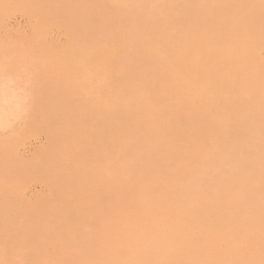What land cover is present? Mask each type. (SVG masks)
I'll list each match as a JSON object with an SVG mask.
<instances>
[{
  "label": "rangeland",
  "instance_id": "374dc122",
  "mask_svg": "<svg viewBox=\"0 0 264 264\" xmlns=\"http://www.w3.org/2000/svg\"><path fill=\"white\" fill-rule=\"evenodd\" d=\"M49 1L50 0H44V1L43 0H0V72L2 71L1 72L2 74L0 73V81L2 82V83L0 82L1 83L0 84L1 86L0 87V92H1L0 98L2 99V100L0 99V108H1L0 111L2 109H5L8 112L6 121L4 120V122L3 121L0 122L1 124L3 123L2 126L0 124V264H39V263L42 264L41 262H43V264H217L218 261H219L218 262L219 264H222V263L223 264H264V251L263 250L257 251V249L255 248L254 252L250 253V247L248 244H241L238 247V249L235 248L234 250L231 247L230 249H232L233 252L225 253L227 249L225 235L221 237V241H222L220 242V245H222L220 246L221 253H219V251L218 253H210L212 251L213 246L208 248L203 242L204 240H207L208 238H210L215 232L214 229L208 230L209 227H207L208 225H206L207 224L206 221H208L209 218H212V217L213 219L220 218L219 220H221V218L225 214L224 215L222 214L220 217L219 216L217 217L215 215L227 212L230 209L233 210L235 208H236L235 211L234 210L233 211L234 212L238 211L239 214L242 212L243 213L242 218H245L244 212L249 213V211L252 209L251 208L252 204L246 203V197H245L247 195L246 193L253 191V192H250L251 194L249 195H252V197L254 196L255 199L258 198V201H257L258 205L259 207H261L260 208L261 211L264 210V198L263 199L261 198V197H264V190H263L264 186L262 187V185L264 184V180H263L264 177H262L264 176V171H263L264 166L260 167V169L258 170H255V171L253 170V172L250 171L253 168L256 169V167L258 166V164L255 162H258L260 158H264L263 157L264 156V145H263L264 138H261L262 136L264 137V135H261L262 132H263L262 134H264V131H263L264 125L261 126V124H264V119H262L264 118L263 117L264 108L262 109V107L260 106H258V108L261 110H259L258 108H255L256 110H254V114L251 117L248 116L245 123L243 124V127H242L243 130L241 129L242 132L238 134L239 137L237 136L238 138L236 137L231 143H229L231 145L227 144V142L223 141V139H217L218 143L216 145L214 144L213 145L216 147L218 146V148L221 149L219 150V153H217L218 151L216 149H214L215 152L212 153L213 151L210 145L205 144V147L207 148L206 151H207L208 156L211 155L212 157L213 155V158H212L213 161L211 160V157L208 160L203 157L204 156L203 148L201 151L197 150V148H195L194 143H190L191 145L185 148L183 143L181 141H178V142H174L175 144L174 145V156H176V154L178 155L179 153H183L185 154V162L186 161L187 162L186 163L184 161L183 162H172V161L169 162L168 160L164 162H159V160H161L160 157L164 155L160 153L161 147L159 148V143L162 142V141L161 142L159 141L161 140L162 137L155 136L153 138L152 137L154 136L153 134L152 136L151 134L149 136H144L143 134H141L136 128H134L137 123V117L133 114L130 115L128 119L127 118L123 119L126 122L122 120L123 121L122 123L123 131H121V134L123 135L122 139H121L122 135L120 134V136L115 140V142L110 144L111 146L110 145L109 147L106 146L107 147L106 151L104 150L105 146L102 144V141L104 140V137H105V134L103 133L105 132L103 131L105 130L104 129L105 127L103 125L106 123L104 122L103 119H106V121H108L112 117L110 112L114 111L117 108V106L115 107V103L118 104L119 100L121 101V99L123 98L122 94H124L125 92H128L127 95H130V97H132L134 96V94L132 93H136L139 91L142 85V82L144 81V77H139V79H142V80H138L137 83H135L137 79H132V81H130L129 83L130 85L128 84V80L125 79L121 81L120 79H116L115 75H110V76L107 75L106 76L107 79L103 78L104 79L103 80L102 78L99 77L97 67L102 65L106 61L107 55L102 48H96L94 49V51H91L89 54L88 45L91 47L94 41L95 43L93 45H96L98 42L105 40V38L107 39L109 35L112 37H117L121 39L122 37L123 38L125 37V40H126L125 42L126 43L128 42L127 44L131 45L133 50L137 46V44H138V47L135 48V50H137L140 47H143L144 44L146 45L147 44L146 42L148 43L152 42L151 44L159 42L162 40L163 35L158 34L159 32L155 30V27H154L155 21L161 20L163 18L164 12H168L169 14L171 13L170 15L172 17L181 16L185 10L183 7L184 6L183 0H171V1L170 0H140V1L139 0L137 1L136 0H109V2L107 0H52L50 1V4H49ZM138 1L140 3L139 5H137ZM237 1L238 2L234 0L228 3L226 0H213L214 9L216 8L222 9V7L226 8L228 16L229 15H230L229 17L232 16L234 20L240 17V15H241L240 20L242 21L244 20L248 21V20L253 19L256 25L259 27V29L261 31H264V1L258 0L259 2H257L255 0L253 1L247 0L249 1L247 2L245 0L246 2H244V0L243 1L241 0L243 3H241L240 0H237ZM44 2H46L47 4ZM52 2L56 5L52 4ZM149 3L150 4L152 3V4L150 5ZM155 3L157 4V6ZM238 3H240L241 5L239 4L240 6L239 5L237 6ZM259 3L261 4V6L263 5L262 6L263 8L260 6ZM152 5L156 9H153ZM243 5L246 6L247 9H244V10L241 9V8H245ZM99 6L101 8V14H102V17H101L102 19L101 18L100 19L102 20V24L103 25L105 24L104 27L105 26L106 27L102 30V32L97 31V33L95 34L94 32H92L93 29L89 31V29L87 30V28L82 26L81 23H82V20L87 15H89L92 9H94L95 7H99ZM148 6H151V7L148 8ZM160 6L161 7L163 6L162 8L164 9H162ZM231 6H233V8ZM54 7H57V9ZM102 7L104 9H102ZM255 7L256 9L257 7L260 8L259 9L260 11L258 9L257 10L254 9ZM137 8H138V11H137ZM171 8H174V9H172L171 11L170 10ZM238 9L241 11V13ZM248 9L254 10V11H248ZM63 10L65 11V13ZM256 11L259 15L257 13H254ZM51 12H54V13H51ZM235 12H237L239 16L236 14H232ZM103 13H105L104 15L106 17H104ZM49 14L50 15L53 14L54 17L52 19L53 20L57 19L56 22L54 21L52 22L51 17L49 18L50 16ZM58 14L60 16H57ZM151 14L152 16H154L155 19L156 18L157 19L155 20L153 17L151 18ZM249 14H251L250 15L251 17L248 16ZM158 16L160 17V19L158 18ZM57 17H61L59 18L60 21ZM138 19H140V21ZM143 20L145 22H143ZM238 20L239 18L237 19V21L235 20L236 23L234 25L238 24L237 23ZM138 21L141 23V25H139L140 23ZM146 22H148L149 24ZM60 23L62 24V26L60 25ZM68 24L70 25V27L68 26ZM142 24L143 25L145 24L147 28L145 27V25L143 26ZM68 27L70 28V32L68 30ZM74 27L77 29L75 30ZM62 28H64L65 30L67 29L68 31L67 32L68 34H66L67 37H65V34L62 32L63 30ZM72 28L74 29V31ZM80 28L82 31L80 30ZM71 31H72V34L70 35ZM83 31L86 33H84ZM75 32L81 33L82 35L79 34L77 36ZM151 32L154 36H152ZM89 33L91 35L88 39L87 35H89ZM156 33H157V37L155 36ZM145 34L148 36H146ZM69 35H70V38H69ZM85 36L87 39H85ZM101 36H104L105 38ZM154 38L156 39L158 38V41ZM136 39H138V41ZM143 39L144 40L146 39L145 42ZM72 40H75L76 43L73 42ZM85 40H87L88 43ZM83 43H85L87 46L82 45ZM79 44L83 47L82 49L81 47H79L80 46ZM70 45L72 46V48L70 47ZM69 47L71 48V50ZM69 51L72 52L73 54L70 53ZM245 74L247 78L245 77L246 80L244 82V85H242V88H244V90L247 88L246 91H251L253 90V88L255 89L261 88L262 86L260 85L262 84L264 86L263 74L257 75V76L252 75L254 77L251 76L249 71H245ZM254 78L256 79L254 80ZM117 80L118 82H116ZM29 82H31V84ZM107 82L109 83V85ZM15 83L17 85H15ZM110 83L113 85H111ZM124 84H127L128 86ZM138 84L139 85L141 84L139 88H138ZM22 85L24 86V88H22L23 87ZM104 85H107V86H104ZM121 85L125 87L126 89L125 88L123 89V87H120ZM248 85H250L249 86L250 88L247 87ZM252 85H254L253 88H252ZM50 88L52 89L51 91L54 90L52 93H49L48 91V89L50 90ZM128 88H129V91H128ZM1 89H3L4 92ZM132 89H135L137 91L132 90ZM45 90L47 91L46 93H45ZM37 91L40 93L42 92V93L40 94ZM5 92L7 94L9 93V95L14 96L18 100L13 98L11 102H8V103L4 102L3 95ZM102 92L106 95H104ZM116 92L118 93L116 94ZM18 93L20 96L18 95ZM97 95L99 97H96ZM19 97L22 99H19ZM29 99H31L30 101L32 103L29 101ZM113 99L116 101L114 102ZM18 101L20 104L17 103ZM3 102L5 105L1 104ZM30 103L33 104V106ZM23 104L25 107L22 106ZM194 104H195L194 102H191L189 104L185 103V107L189 105L187 107L189 109L192 106H194V108H197V105H194ZM101 106H104V107L101 108ZM152 106H157V105H152ZM94 107L95 108L97 107V108L95 109ZM107 107L108 108L111 107V108L108 109ZM150 107L151 105H149L147 109H149ZM98 108L100 110L103 109L102 110L103 112L104 110L105 112L108 111L106 112L107 115L105 112L104 113L100 112ZM112 108L114 110H112ZM203 108L204 110H208L207 111V122L211 126L217 128L218 131L220 132V135L225 134L226 124L217 117L214 111L209 110L207 105ZM211 109L215 110V108H211ZM30 110L32 111L30 112ZM96 110L99 112H97ZM109 110H112V111H109ZM70 111H72L73 113ZM262 111H263V116H261ZM70 113H72V115H70ZM109 113L110 115H108ZM144 114H142L139 117L140 123L146 120V117H142L144 116ZM66 115H68L67 118H66ZM15 119L17 120L15 121ZM74 119L77 121L73 124V122L75 121ZM252 119H254L255 122ZM47 120L48 122L50 121L48 125H47ZM81 120H83L82 123L80 122ZM159 122L161 125L163 124L160 117H159ZM258 122L260 123L258 124ZM4 123H7V124L4 125ZM96 123L99 127L97 125L96 126L94 125ZM57 124L60 126L62 125L61 126L62 130L60 129V126H58ZM83 124L86 127L82 126ZM91 124L94 126H92ZM253 124L255 126V129H253L254 127ZM6 125H7V128H6ZM87 125L88 126L91 125V126L87 127ZM129 125L131 126V128H129L130 127ZM70 126L71 127L73 126V127L71 128ZM123 126L127 130L123 129L124 128ZM94 127L95 128L98 127L99 129L97 128L93 130ZM251 127L253 130L251 129ZM87 128H90V129H87ZM132 128H134L135 130ZM260 128L262 129L260 130ZM158 129L159 127L156 126L155 130L154 129L153 130L154 132H157L159 131ZM82 130L83 132L80 133ZM86 130H88L89 132ZM257 130L260 132L262 131V132L260 133ZM62 131L63 132L66 131V133H64L66 135H64ZM94 133H97V134H94ZM125 134H127V136L130 134V137L129 136L127 137ZM92 135L95 139H92L93 138ZM64 136L66 138H64ZM252 136H254V138H252ZM156 137H158L159 139L157 140ZM61 138H64L65 140ZM76 138L78 139V141ZM255 138H256V142H255ZM67 139L68 141H70V143L67 141ZM72 139L74 141H72ZM57 140L58 142L61 140L59 142V145H58ZM120 140L122 143L120 142ZM156 140H157V143H155ZM237 140H239L240 142H238ZM65 141L67 142V144ZM51 142H53L54 144H51ZM243 143L246 146H244ZM253 143L254 145H258L256 146L257 148L253 145ZM226 144L232 147L231 148L232 151L230 150V147L228 146L226 149L227 152L225 151ZM233 144L235 145L233 146ZM69 145H70L69 148L72 147L73 149L72 148L71 149L74 151H72L71 149H68ZM100 145H101V148L99 147ZM56 146H60V147H57L58 149H56ZM66 146L67 148H65ZM176 147H179V149L178 148L176 149ZM115 148L119 150L116 151ZM239 148H242V149H239ZM60 149L61 150L63 149L64 151L63 150L61 151ZM66 149H68L67 153H66ZM102 150L105 154L102 152ZM180 150H182V152ZM233 150H239V156H241V159H240L241 161L239 160L238 165L236 164L238 168L236 169V166L234 165H227L225 167V170L227 173L225 174H228V175H222L221 173H219L220 166L221 164H224L225 162L224 159L226 160L229 157H231ZM249 150H251V152ZM254 150L256 151L258 150L257 151L258 153L255 152ZM261 150L263 151L261 152ZM76 151L77 153H75ZM110 151H113L114 154L115 153L117 154L114 155ZM13 152L14 154H11ZM54 152H56V154L54 155H57L58 157L53 155ZM193 152H195V154L197 153L199 156L196 154L197 156L196 157L195 155H193L194 154ZM199 152L200 153L202 152V153L199 154ZM247 152H249L250 154L249 153L247 154ZM62 154L63 155L65 154V155L63 156ZM215 154H218V155L220 154L219 156H221L222 158L221 160L223 161L214 160ZM243 154L245 157L243 156L242 158ZM252 154H253V157L251 156ZM11 155L13 157H11ZM256 155L258 157L257 160L255 159ZM249 156H251L252 158ZM41 157L42 158L44 157L45 159L41 160ZM78 157L80 158V160ZM193 157L195 159H193ZM199 157L202 159L201 161ZM246 158H248L249 160H247ZM242 159L243 161L244 160L245 161L242 162ZM253 159H255V161ZM183 160H184V156H183ZM197 161H199V163ZM248 161H252V162L249 163ZM261 161L262 160H260V162ZM38 162H39L40 167L37 166ZM47 162L51 165H49ZM248 163L251 166H249ZM46 164L49 167L46 168L47 166ZM26 165H27V169H26ZM21 166L22 168L23 167L24 168L21 169ZM53 166L56 167V169L54 168L52 169ZM243 166H245L244 167L245 169L243 168ZM248 166L252 168L250 169ZM19 169H20V172H19ZM238 169H241V171ZM246 169H248L249 172ZM43 170L44 172H42ZM45 170L47 172H45ZM230 170L231 171L233 170V171L231 172ZM39 171H41V173ZM259 171L261 174L258 173ZM240 172L242 175H240ZM242 172L244 173L246 172L244 177H243L244 173ZM251 172L255 175V177L254 175L251 174ZM236 173H238V175ZM42 174L46 175V177L43 176ZM230 175H232V177ZM233 175L235 176V178H233L234 177ZM259 176L260 178L262 177L261 178L262 180L259 178ZM97 177L99 179L95 180V178ZM103 178L105 182L108 180L110 181L105 183L104 181H101L103 180ZM111 178L113 179V181H111ZM241 178L243 179V181L241 180ZM33 179H37L38 181L33 180ZM202 179H204L203 182L201 181ZM230 179L232 182L230 181ZM118 180L120 181L116 182ZM43 181L45 182V185L47 186H44ZM100 181H101V186L99 185ZM144 181H145V184H143ZM200 181L201 183H199ZM237 181H239L240 183L239 182L237 183ZM39 182H41L42 184ZM61 182H63V184ZM113 182L119 187L112 184ZM192 182L193 183L195 182L196 184H193ZM64 183L68 185V187L65 186ZM93 183H94V187L91 188V186H93ZM220 183L221 184L224 183V184H222L221 186ZM234 183L235 185H237V187L234 185ZM200 184L201 185L203 184L204 187L201 186ZM206 184L208 185V187H206L207 186ZM229 184L231 186H229ZM232 184L234 187L232 186ZM239 184L243 186L241 187V189H240ZM246 184L247 185L249 184V185L246 186ZM62 185H64V188ZM95 185L97 186L99 185L98 186L99 188L96 187ZM54 186H56L58 189H56V187ZM74 186H76V188ZM213 186L216 187V189L213 188L216 192L212 189ZM80 187L84 189L81 188L82 189L81 190ZM100 187L101 188L104 187L105 189V190L104 189L101 190V193H100V189H101ZM111 187L112 189L115 187L114 189L115 190L117 189V190L115 191L113 189L112 191ZM200 187L202 190L200 189ZM224 188L228 190L227 191L225 190L224 192ZM243 188L244 189L246 188L248 191H246V189L244 190ZM108 189H110V192ZM44 190L47 191L48 194H46ZM57 190L58 192H60V190L62 191L60 193L57 192L56 194ZM63 190L66 192L69 191V193L65 194ZM71 190H74V191H71ZM87 190H90V191H87ZM96 190L98 193H96ZM191 190H193L194 192ZM234 190H237V191L234 192ZM239 190L240 192H238ZM50 191L51 193H49ZM103 191H106L107 193L109 192V194L107 195V198L104 197ZM213 191L214 193H212ZM218 191L219 192L221 191V192L219 193ZM222 192L223 194L225 193L224 196L222 195ZM233 192L236 194H234ZM120 193H121V196L119 195ZM194 193L195 195L192 196V194ZM52 194H54V196H56L57 198L54 197ZM110 194L112 197L109 196ZM116 194H118L119 196ZM79 195L81 197H79ZM84 195L86 197H84ZM43 196L44 197L49 196L48 199H53V201L48 200L47 198H44ZM197 196L202 197V198H199V197L197 198ZM90 197H93V198L90 199ZM212 197L214 198L217 197L218 199L217 198L214 199ZM220 197H222V200ZM242 197L245 198V201ZM72 198L75 199V201H73ZM43 199L45 201H43ZM88 200L89 202L91 201V203H89ZM227 200H232V201H227ZM35 201L38 206H35ZM48 201H49V205L47 204ZM98 201H99V205H98ZM219 201L221 202L219 203ZM70 202L73 204H71ZM200 202L203 203V207H201L202 205ZM236 203L238 204L236 205ZM66 204L67 206L70 205V207H67ZM78 204L80 207H78ZM198 204L199 206L201 205L200 206L201 208L198 206ZM244 204L245 206H243ZM235 205L236 207L234 208ZM238 205L242 207L241 208L243 209L242 211L237 210ZM93 206H95V208ZM196 206L199 209L196 208ZM5 207H6V211L4 209ZM77 207H78V210H76ZM86 207L88 208L86 209ZM92 207H93V210L91 209ZM244 207L246 211L244 210ZM64 208L66 210L68 208L69 209L71 208L73 210L75 209L74 211L76 212L72 213L73 215L70 214L71 216L70 215L68 216L66 215L67 217L65 215L61 216L64 213V211H66ZM9 209H10V212H9ZM197 210H199V212ZM79 211H81L82 215L84 216H82L81 213H79ZM219 211L221 213H219ZM201 212L202 214H200ZM238 212H236L235 214L236 216ZM78 213L80 215H78ZM86 213L87 214L89 213V214L87 215ZM90 213L92 214L91 216H90ZM262 213L264 214V211ZM7 214H9V216ZM114 215H115V218H114ZM78 216L80 217L82 216L81 218L82 220ZM59 217L60 219L64 217L66 219L64 218V221H63V219L60 220ZM67 219H70V220H68L67 222ZM75 219L78 222L79 220L81 221V223L79 222V224H81L80 226L79 224H77L78 222H76ZM85 219H87L89 223ZM184 219L187 220L189 224H187V222L184 221ZM260 219L257 221L258 222L263 221L262 218ZM8 220L10 223L8 222ZM12 220L14 221L12 222ZM59 221H62V223ZM5 222L8 224H6ZM72 223H75L76 225H72L71 227ZM182 223H184V225ZM179 226H182V227L180 228ZM67 227L69 228L66 229ZM79 227H82L80 229H87L89 231L93 229L94 232L92 235H89L90 237H86L85 234L81 231V233H83L82 235L76 234V236H78V239L76 240L77 242L70 241L68 238L69 233L71 234V232H75L76 228H79ZM260 228H261L260 226L256 225V227L254 226L253 231L256 234H258V230H260ZM29 229H30V232H29ZM69 229H73V230L70 231ZM31 230L32 231L35 230L34 232L38 230V233L36 232L32 234ZM67 230H69L70 232ZM179 230L182 233H180ZM23 231L27 233V236ZM44 231L47 233H45ZM28 233H30V236ZM21 234L24 235V241H26V244H29V242L32 243L33 238L43 237L40 240L44 239L45 241H49L50 246L47 248V250L46 249L41 250L42 255L41 253H35L36 254L35 259L33 260L25 259L22 256V254L26 253L27 251H22L23 250L22 248L24 245H19L21 244L20 242L23 241V237ZM38 234H40L41 236ZM20 235L22 239L20 238ZM31 235L33 236V238ZM173 235H174V239L172 238ZM182 235H184L183 239L187 238V236L189 237L188 239H185V240H190L191 238L190 240L191 242L195 241L198 238L197 240H198L199 247L192 248V250L189 253L186 251L181 252L180 238L182 237ZM242 235H245V234H242ZM247 236L250 237L249 235ZM28 238L30 241L28 240ZM172 251L177 252V253H171ZM178 252H181V253H178ZM37 254L39 255L38 257H37ZM214 256H216L217 258ZM218 257L220 259H218Z\"/></svg>",
  "mask_w": 264,
  "mask_h": 264
},
{
  "label": "bare ground",
  "instance_id": "6f19581e",
  "mask_svg": "<svg viewBox=\"0 0 264 264\" xmlns=\"http://www.w3.org/2000/svg\"><path fill=\"white\" fill-rule=\"evenodd\" d=\"M44 1V0H43ZM50 1H52V0H50ZM50 1H49V4H50ZM108 2H109V0H107ZM137 1V0H136ZM140 1V0H139ZM139 1H138V4L137 5H139L140 3H139ZM171 1V0H170ZM228 3H230L231 1H234V0H226ZM243 1V0H242ZM241 0H240V2L241 3H243ZM247 1V0H246ZM245 0H244V2H246ZM250 1H253V0H250ZM255 1H257V2H259L258 0H255ZM264 1V0H263ZM57 2V1H56ZM55 2V3H56ZM151 2V1H150ZM236 2H238L237 0H236ZM247 2H249V1H247ZM44 3H46V2H44ZM58 3H59V1H58ZM169 3V2H168ZM214 2H213V0H183V7H184V12L182 13V15L181 16H178V17H172L168 12H164L163 13V18L161 19V20H156L155 18H154V16H152V14H151V18L153 17L156 21H155V24H154V27H155V30L156 31H158L157 33L158 34H162L163 36H162V40L161 41H159V42H156V40L158 41V38L156 39V38H154V39H156L155 40V42L156 43H154V44H151V43H148V42H146L147 44L145 45L144 43V45L143 44H141V45H143V47H140V48H138L137 50H135V48H137L138 47V44H137V46L134 48V50H133V48L131 47V45H128L125 41V37L123 38L122 37V39L121 38H117V37H112V36H108V38L106 39L104 36H101V37H103V38H105V40H103V41H101V42H98L96 45H93L94 43H95V41L92 43V46L90 47L89 45H88V49H89V54H90V52L91 51H94V49H96V48H102L104 51H105V53H106V55H107V59H106V61L102 64V65H100V66H98L97 67V70H98V73H99V77L100 78H106V76L107 75H115V77H116V79H120L121 81L122 80H128V84L130 83V81H132V79H137L136 80V82L135 83H137V81L138 80H142V79H139V77H144V81L142 82V85H141V87H140V89H139V91L138 92H136V93H132V94H134V96H132V97H130V95H127L128 94V92H125L124 94H122L123 95V98L121 99L120 97V99H121V101L119 100V103L118 104H116L115 103V107L117 106V108L114 110L113 108H112V110H114V111H112V110H109V111H112V112H110L111 113V115H112V117L108 120V121H106V119H103L104 120V122H106L103 126L105 127L104 129L105 130H103V131H105V132H103L104 134H105V137H104V140L102 141V144L105 146V151H106V146H108L109 147V145L111 144V143H114L115 142V140L120 136V134H121V131H123L122 130V123H123V121H125V120H123V119H128V117L130 116V115H135L136 117H137V123H136V125H135V127L134 128H136L141 134H143L144 136H149L150 134H151V136H152V134L154 135V136H152L153 138L155 137V136H159V137H162L161 138V140L159 141V142H161V143H159V148L161 147V149H160V153H162V154H164L163 156H161L160 158H161V160H159V162H164V161H166V160H168L169 162H185V154H183V153H179L178 155L176 154V156H174V142H178V141H181L182 143H183V145L185 146V148L186 147H188L189 145H191L190 143H194V145H195V148H197V150H202V148L204 149L203 151H204V158H206L207 160L208 159H210V157H211V155L210 156H208V154H207V151H206V147H205V144L206 145H210V147H211V149H212V153H214L215 151H214V149H216L218 152L217 153H219V150H221V149H219L218 148V146L216 147V146H214V145H216L217 143H218V140L217 139H223V141H225V142H227V144H229V143H231L237 136H238V134L240 133V132H242L241 131V129H242V127H243V124L245 123V121H246V119L248 118V116H252L253 114H254V110H256L255 108H258V106H260V107H262V109L264 108V86H263V84L262 85H260V86H262L261 88H253V86L254 85H252V88H253V90H251V91H246V89L244 90V88H242V85H244V82H245V80H246V74H247V72H246V74H245V71H249L250 72V74H251V76L252 75H254V76H257V75H261V74H263V76H264V31H261L260 29H259V27L256 25V23L254 22V20L253 19H251V20H248V21H246V20H244V21H242V20H240V18H241V15H240V17H238L239 18V20H238V24H236V25H234L235 23H236V21H237V19H233V17L231 16V17H229L228 16V14H227V9L226 8H224V7H222V9L221 8H216V9H214V4H213ZM233 3V2H232ZM252 3V2H251ZM254 3V2H253ZM47 4V3H46ZM52 4H54L53 2H52ZM150 4V3H149ZM152 4V3H151ZM150 4V5H151ZM154 4V3H153ZM156 4V3H155ZM165 4V3H164ZM240 3H238L237 4V6L239 5ZM256 4V3H255ZM260 4V3H259ZM54 5H56V4H54ZM132 5V4H131ZM163 5V4H162ZM167 5V4H166ZM235 5V4H234ZM241 5V4H240ZM239 5V6H240ZM245 5V4H244ZM243 5V6H244ZM248 5V4H247ZM136 6V5H135ZM153 6V5H152ZM156 6H157V4H156ZM236 6V5H235ZM236 6V7H237ZM242 6V7H243ZM251 6H252V4H251ZM260 6H261V4H260ZM263 6V5H262ZM261 6V7H262ZM49 7H50V5H49ZM48 7V8H49ZM133 7V6H132ZM138 7V6H137ZM149 7H151V6H148V8ZM161 7V6H160ZM163 7V6H162ZM161 7V8H162ZM232 8H233V6H231ZM245 8H241V9H247L246 8V6H244ZM248 7V6H247ZM249 7H250V5H249ZM254 7V6H253ZM252 7V8H253ZM259 7V6H258ZM257 7V9L259 10L260 8H258ZM52 8V7H51ZM54 8H56L57 9V7H54ZM166 8V7H165ZM263 8V7H262ZM61 9V8H60ZM102 9H104L103 7H102ZM153 9H156V8H154V6H153ZM158 9V8H157ZM162 9H164V8H162ZM172 9H174V8H171L170 10L172 11ZM213 9V10H212ZM254 9H256V7L254 8ZM256 9V10H257ZM41 10V9H40ZM127 10V9H126ZM136 10V9H135ZM134 10V11H135ZM170 10H168V11H170ZM217 12V14H216V12ZM239 10V9H238ZM42 11V10H41ZM59 11V10H58ZM58 11H57V13H58ZM64 11V10H63ZM63 11H61V12H63ZM132 11V10H131ZM137 11H138V8H137ZM152 11V10H151ZM163 11V10H162ZM166 11V10H165ZM240 11V10H239ZM238 11V12H239ZM248 11H254V10H249L248 9ZM247 11V12H248ZM260 11V10H259ZM43 12V11H42ZM244 12V11H243ZM242 12V13H243ZM246 12V13H247ZM41 13V12H40ZM44 13V12H43ZM51 13H54V12H51ZM64 13H65V11H64ZM126 13H127V11H126ZM129 13H130V11H129ZM139 13V12H138ZM240 13H241V11H240ZM245 13V14H246ZM254 13H257V11L256 12H254ZM47 14V13H46ZM61 14V13H60ZM105 13H103V15H104ZM131 14H133V13H131ZM137 14V13H136ZM135 14V15H136ZM158 14V13H157ZM232 14H236V15H238L237 14V12H235V13H232ZM258 14V13H257ZM43 15V14H42ZM50 15V14H49ZM63 15V14H62ZM61 15V16H62ZM173 15V14H172ZM247 15V14H246ZM251 14H249L248 16L249 17H251L250 16ZM253 15V14H252ZM255 15V14H254ZM259 15V14H258ZM261 15V14H260ZM57 16H60L59 14L57 15ZM64 16V15H63ZM134 16V15H133ZM141 16V15H140ZM156 16V15H155ZM160 16V15H159ZM158 16V18L160 19V17ZM235 16V15H234ZM239 16V15H238ZM51 17V19L54 17L53 16V14H51L50 16H49V18ZM102 14H101V8H100V6L99 7H95L94 9H92L91 10V12L89 13V15H87L83 20H82V23H81V25L82 26H84V27H86L87 28V30L89 29V31L91 30V29H93L92 30V32H94L95 34L97 33V31H101L102 32V30L106 27H104V25L102 24ZM104 17H106L105 15H104ZM135 17V16H134ZM146 17V16H145ZM236 17V16H235ZM234 17V18H235ZM258 17V16H257ZM43 18V17H42ZM48 18V19H49ZM58 19L59 18H61V17H57ZM101 18V19H100ZM138 18H140V17H138ZM150 18V19H151ZM246 18V17H245ZM244 18V19H245ZM261 18H262V16H261ZM47 19V18H46ZM65 19V18H64ZM141 19H142V17H141ZM153 19V20H154ZM243 19V18H242ZM57 20V19H56ZM56 20H53L52 19V22L54 21V22H56ZM139 21H140V19H138ZM146 20V19H145ZM59 21H60V19H59ZM64 21V20H63ZM104 21V20H103ZM138 21V22H139ZM241 21H242V23H241ZM61 22H62V20H61ZM108 22V21H107ZM143 22H145L144 20H143ZM142 22V23H143ZM65 23V22H64ZM140 23V22H139ZM146 23H148V22H146ZM153 23V22H152ZM57 24V23H56ZM56 24H54V25H56ZM59 24V23H58ZM66 24V23H65ZM149 24V23H148ZM151 24V23H150ZM60 25L62 26V24L60 23ZM60 25H58V26H60ZM139 25H141V23L139 24ZM143 25V24H142ZM145 25V24H144ZM143 25V26H144ZM57 26V27H58ZM65 26V25H64ZM68 26L70 27V25L68 24ZM147 26H149V25H147ZM68 27V30H69V32H70V28ZM145 27H146V25H145ZM144 27V28H145ZM152 27H153V25H152ZM66 28V27H65ZM75 28V27H74ZM140 28H142V27H140ZM143 28V29H144ZM147 28V27H146ZM63 30H62V32L65 34V37H67V35L66 34H68L67 32V29L65 30L64 28H62ZM73 29V28H72ZM77 28H75V30H76ZM83 29V28H82ZM142 29V30H143ZM151 29V28H150ZM153 29V28H152ZM80 30H81V28H80ZM87 30H85V31H87ZM145 30V29H144ZM147 30V29H146ZM155 30H154V32H155ZM73 31H74V29H73ZM82 31V30H81ZM152 31V30H151ZM84 32V31H83ZM82 32V33H83ZM146 32H148V31H146ZM145 32V33H146ZM76 33V32H75ZM84 33H86V32H84ZM88 33V32H87ZM93 33V34H94ZM99 33V32H98ZM157 33H156V37H157ZM72 34V31H71V33H70V35ZM77 34V36L79 35V34H81V33H76ZM92 34V35H93ZM100 34H102V33H100ZM103 34H104V32H103ZM107 34V33H106ZM105 34V35H106ZM151 34H152V32H151ZM70 35H69V38H70ZM82 35V34H81ZM85 35V34H84ZM90 33H89V35H87V37H88V39H89V37H90ZM146 35V34H145ZM144 35V36H145ZM150 35V34H149ZM98 36H99V34H98ZM97 36V37H98ZM146 36H148V35H146ZM152 36H154L153 34H152ZM160 36V35H159ZM72 37H74V36H72ZM93 37V36H92ZM74 38H76V37H74ZM79 38V37H78ZM96 38V37H95ZM133 38V37H132ZM141 38H143V37H141ZM141 38H139V39H141ZM71 39H73V38H71ZM85 39H87L86 38V36H85ZM93 39V38H92ZM91 39V40H92ZM98 39V38H97ZM126 39H127V37H126ZM149 39V38H148ZM152 39V38H151ZM82 40V39H81ZM81 40H79V41H81ZM137 41H138V39H136ZM144 40V39H143ZM146 40V39H145ZM145 40H144V42H145ZM73 42H75V40H72ZM77 41H78V39H77ZM84 41V40H83ZM85 41H87V40H85ZM97 41V40H96ZM136 41V42H137ZM149 41V40H148ZM72 42V43H73ZM92 42V41H91ZM91 42H89V43H91ZM130 42H132V41H130ZM136 42H135V44H136ZM154 42V41H153ZM70 43V42H69ZM76 43V42H75ZM87 43H88V41H87ZM139 43V42H138ZM141 43V42H140ZM78 44V43H77ZM134 44V45H135ZM67 45H68V43H67ZM72 45V44H71ZM70 45V47L72 48V46ZM80 45V44H79ZM78 45V46H79ZM82 45H86L85 43H83ZM133 45V44H132ZM76 46V45H75ZM77 46V47H78ZM87 46V45H86ZM140 46V45H139ZM39 47V46H38ZM67 47V46H66ZM69 47V48H70ZM79 47H81V49L83 48L81 45L79 46ZM71 48H70V50H71ZM86 48V47H85ZM143 48V49H142ZM41 49V48H40ZM80 49V50H81ZM73 50V49H72ZM78 50V49H77ZM85 50V49H84ZM142 50H143V52H142ZM70 52V51H69ZM88 52V51H87ZM70 53H72V52H70ZM80 53V52H79ZM85 53V52H84ZM73 54V53H72ZM76 54V53H75ZM66 55V54H65ZM71 55V54H70ZM81 55H82V53H81ZM84 55V54H83ZM86 56V55H85ZM67 57V56H66ZM84 57V56H83ZM87 57V56H86ZM68 60V59H67ZM70 60V59H69ZM69 63H70V61H69ZM78 63V62H77ZM76 64V63H75ZM73 65V64H72ZM80 68V67H79ZM82 69V68H81ZM75 70V69H74ZM2 72V71H1ZM0 72V73H1ZM6 73V72H5ZM10 73V72H9ZM2 74V73H1ZM10 75V74H9ZM7 76V75H6ZM12 76V75H11ZM254 76H252V77H254ZM10 77V76H9ZM114 77V76H113ZM246 77V78H245ZM5 78V77H4ZM245 78V79H244ZM257 78V77H256ZM256 78H254V80L256 79ZM10 79V78H9ZM12 79H14V78H12ZM103 79V80H104ZM107 79V78H106ZM110 79V78H109ZM114 79V78H113ZM253 79V78H252ZM258 79V78H257ZM2 80H4V79H2ZM248 80V79H247ZM259 80V79H258ZM11 81H13V80H11ZM15 81V80H14ZM107 81V80H106ZM105 81V82H106ZM134 81V80H133ZM249 81V80H248ZM248 81H246V82H248ZM252 81V80H251ZM257 81V80H256ZM1 82V81H0ZM112 82V81H111ZM116 82H118V80L116 81ZM2 83V82H1ZM0 83V84H1ZM5 83V82H4ZM30 84H31V82H29ZM108 83V82H107ZM113 83V82H112ZM124 83V82H123ZM132 83V82H131ZM140 83V82H139ZM261 83V82H260ZM40 84V83H39ZM98 84H100V83H98ZM111 84V83H110ZM119 84H121V83H119ZM133 84V83H132ZM250 84V83H249ZM253 84V83H252ZM258 84V83H257ZM256 84V85H257ZM14 85V84H13ZM15 85H17L16 83H15ZM34 85V84H33ZM49 85V84H48ZM103 85V84H102ZM108 85H109V83H108ZM111 85H113V84H111ZM116 85V84H115ZM124 85H127V84H124ZM130 85V84H129ZM134 85V84H133ZM139 84H138V88H139V86H140ZM247 85V84H246ZM8 86V85H7ZM23 86V85H22ZM27 86V85H26ZM25 86V87H26ZM35 86V85H34ZM33 86V87H34ZM42 86H43V84H42ZM104 86H107V85H104ZM118 86V85H117ZM128 86V85H127ZM250 85H248L247 87L248 88H250L249 87ZM1 87V86H0ZM11 87V86H10ZM48 87V86H47ZM46 87V88H47ZM54 87V86H53ZM103 87V86H102ZM112 87V86H111ZM120 87H123L122 85L120 86ZM8 88V87H7ZM22 88H24V86L22 87ZM37 88V87H36ZM35 88V89H36ZM45 88V89H46ZM109 88V87H108ZM125 87H123V89H124ZM132 88V87H131ZM251 88V89H252ZM9 89V88H8ZM34 89V88H33ZM120 89V88H119ZM126 89V88H125ZM135 89H137V88H135ZM135 89H132V90H135ZM1 90H3V89H1ZM10 90V89H9ZM31 90V89H30ZM40 90H41V88H40ZM52 89L50 88V90L48 89V91H49V93H52L53 91H51ZM101 90H102V88H101ZM117 90V89H116ZM248 90H250V89H248ZM51 91V92H50ZM104 91V90H103ZM119 91V90H118ZM126 91V90H125ZM128 91H129V88H128ZM135 91H137V90H135ZM3 92H4V90H3ZM7 92V91H6ZM5 92V93H6ZM11 92V91H10ZM14 92H16V91H14ZM17 92H19V91H17ZM38 92V91H37ZM47 91L45 90V93H46ZM57 92V91H56ZM106 92V91H105ZM132 92V91H131ZM1 93V92H0ZM4 93V95H3V100H4V102H6V103H8V102H11L12 101V99L14 98V99H16L14 96H12V95H9V93L7 94H5ZM13 93V92H12ZM38 93H40V92H38ZM42 93V92H41ZM40 93V94H41ZM48 93V94H49ZM98 93V92H97ZM103 93V92H102ZM118 92H116V94H117ZM130 93V92H129ZM100 94V93H99ZM98 94V95H99ZM104 94V93H103ZM131 94V95H132ZM18 95H19V93H18ZM96 96V97H99V96ZM104 95H106V94H104ZM119 95V94H118ZM121 95V94H120ZM20 96V95H19ZM41 96H43V95H41ZM47 96V95H46ZM28 97H30V96H28ZM27 97V98H28ZM33 97V96H32ZM108 97V96H107ZM115 98V97H114ZM1 99V98H0ZM19 99H22V98H20L19 97ZM45 99H46V97H45ZM44 99V100H45ZM112 99V98H111ZM110 99V100H111ZM117 99V98H116ZM2 100V99H1ZM16 100H18V99H16ZM31 99H29V101H30ZM42 100V99H41ZM98 100V99H97ZM100 100V99H99ZM108 100H109V98H108ZM114 100V99H113ZM112 100V101H113ZM116 100H114V102H115ZM4 102L3 103H1L2 105L4 104ZM31 102V101H30ZM118 102V101H117ZM191 102H194L195 104L194 105H197V108H194V106H192L190 109L189 108H187L189 105H187L186 107H185V103H191ZM17 103H19V101L17 102ZM23 103H25V102H23ZM32 103V102H31ZM30 103V104H31ZM41 103V102H40ZM104 103V102H103ZM106 103V102H105ZM110 103V102H109ZM10 104V103H9ZM20 104V103H19ZM98 104V103H97ZM1 105V106H2ZM5 105V104H4ZM29 105V104H28ZM32 106H33V104H31ZM38 105V104H37ZM96 105V104H95ZM94 105V106H95ZM104 105V104H103ZM109 105V104H108ZM149 105H151V107L149 108V109H147L148 108V106ZM152 105H157V106H152ZM207 105V107H208V109L209 110H212V111H214V113L217 115V117L221 120V121H223L225 124H226V131H225V134H223V135H220V132L218 131V129L217 128H215V127H213V126H211L208 122H207V111L208 110H204V108L203 107H205ZM23 107H25L24 106V104L22 105ZM21 106V107H22ZM107 106V105H106ZM16 107V106H15ZM31 107V106H30ZM29 107V108H30ZM44 107V106H43ZM93 107V106H92ZM102 107H104V106H101V108ZM109 107V106H108ZM107 107V108H108ZM13 108V107H12ZM17 108V107H16ZM16 108H15V110H16ZM32 108V107H31ZM42 108V107H41ZM95 108V107H94ZM97 108V107H96ZM95 108V109H96ZM111 108V107H110ZM110 108H108V109H110ZM203 108V109H202ZM211 108H215V110H213V109H211ZM225 108V109H224ZM1 109V108H0ZM6 109H8V108H6ZM22 109V108H21ZM99 109V108H98ZM259 109V108H258ZM43 110V109H42ZM74 110H76V109H74ZM94 110V109H93ZM100 110V109H99ZM103 110V109H102ZM102 110H100V112H103ZM194 110V111H193ZM259 110H261V109H259ZM20 111V110H19ZM32 110H30V112H31ZM46 111V110H45ZM97 111V110H96ZM28 112V111H27ZM70 112H72V111H70ZM97 112H99V111H97ZM104 112H105V110H104ZM103 112V113H104ZM106 112H108V111H106ZM105 112V113H106ZM258 112V111H257ZM260 112V111H259ZM73 113V112H72ZM72 113H70V115H72ZM110 113L108 114V115H110ZM145 113V114H144ZM7 114H8V112H7V110H5V109H2L1 111H0V122H4V120L6 121V119H7ZM16 114V113H15ZM14 114V115H15ZM19 114V113H18ZM24 114V113H23ZM27 114V113H26ZM29 114V113H28ZM75 114V113H74ZM73 114V115H74ZM142 114H144V116H142V117H146V120L145 121H143L142 123H140L139 121V117L142 115ZM258 114V113H257ZM13 115V116H14ZM17 115V114H16ZM25 115V114H24ZM106 115H107V113H106ZM28 116V115H27ZM67 116L68 115H66V118H67ZM76 116V115H75ZM104 116H105V114H104ZM256 116V115H255ZM254 116V117H255ZM260 116V115H259ZM261 116H263V111H262V114H261ZM48 117H50V116H48ZM107 117V116H106ZM159 117L161 118V121H162V125L160 124V122H159ZM257 117V116H256ZM264 117V116H263ZM15 118V117H14ZM73 118H75V117H73ZM103 118V117H102ZM101 118V119H102ZM105 118V117H104ZM253 118V117H252ZM260 118H262V117H260ZM52 119V118H51ZM64 119V118H63ZM72 119V118H71ZM76 119H77V117H76ZM83 119V118H82ZM256 119V118H255ZM262 119H264V118H262ZM11 120V119H10ZM17 119H15V121H16ZM67 120V119H66ZM75 120V119H74ZM80 120V119H79ZM123 120V121H122ZM134 120V119H133ZM253 121H254V119H252ZM53 121H54V119H53ZM77 120H75L74 122H73V124L76 122ZM82 121L83 120H81L80 122L82 123ZM127 121H129V120H127ZM257 121V120H256ZM50 122V121H49ZM48 120H47V125H48ZM69 122V121H68ZM100 122H102V121H100ZM103 122V123H104ZM126 122V121H125ZM124 122V123H125ZM131 122H132V120H131ZM130 122V123H131ZM252 122V121H251ZM255 122V121H254ZM53 123V122H52ZM71 123V122H70ZM79 123V122H78ZM84 123V122H83ZM129 123V124H130ZM260 122H258V124H259ZM261 123H262V121H261ZM1 124V123H0ZM3 124V123H2ZM2 124H1V126H2ZM5 124H7V123H4V125ZM54 124V123H53ZM85 124H86V122H85ZM88 124V123H87ZM99 124H101V123H99ZM58 125V124H57ZM68 125H69V123H68ZM70 125H72V124H70ZM92 125V124H91ZM91 125H89V126H91ZM95 126L97 125V123L96 124H94ZM94 125H92V126H94ZM262 125H264V124H261V126ZM11 126V125H10ZM13 126V125H12ZM58 126H60V125H58ZM62 126V125H61ZM61 126H60V129L62 130V128H61ZM74 126V125H73ZM72 126V127H73ZM82 126H84V124L82 125ZM88 125H87V127H89ZM98 126V125H97ZM102 126V125H101ZM130 126V125H129ZM159 127V131H157V132H154V130H155V127ZM253 126H254V124H253ZM260 126V125H259ZM260 126V127H261ZM14 127V126H13ZM53 127V126H52ZM67 127V126H66ZM71 127V126H70ZM71 127V128H72ZM75 127V126H74ZM79 127V126H78ZM84 127H86V126H84ZM99 127V126H98ZM97 127V128H98ZM124 127V126H123ZM247 127V126H246ZM264 127V126H263ZM6 128H7V125H6ZM54 128H56V127H54ZM80 128V127H79ZM97 128H95L94 127V129L93 130H95V129H97ZM129 128H131V126L129 127ZM134 128H132V129H134ZM258 128V127H257ZM59 129V128H58ZM59 129V130H60ZM82 129V128H81ZM87 129H90V128H87ZM99 129V128H98ZM102 129V128H101ZM123 129H126L125 127L123 128ZM154 129V130H153ZM157 129V128H156ZM251 129H252V127H251ZM253 129H255V126L253 127ZM252 129V130H253ZM262 128H260V130H261ZM3 130H4V128H3ZM49 130V129H48ZM127 130V129H126ZM129 130V129H128ZM135 130V129H134ZM243 130V129H242ZM50 131H51V129H50ZM49 131V132H50ZM78 131V130H77ZM80 131V130H79ZM86 131H88V130H86ZM153 131V132H152ZM246 131V130H245ZM258 131V130H257ZM263 131H264V128H263ZM57 132H58V130H57ZM63 132V131H62ZM83 132V130L80 132V133H82ZM89 132V131H88ZM90 132H91V130H90ZM101 132V131H100ZM131 132V131H130ZM139 132H137V133H139ZM258 132H260V131H258ZM262 132V131H261ZM260 132V133H261ZM51 133V132H50ZM64 133H66V131L65 132H63V134ZM124 133H125V131H124ZM123 133V134H124ZM129 133V132H128ZM255 133V132H254ZM263 133V132H262ZM261 133V135H264V134H262ZM52 134V133H51ZM94 134H97V133H94ZM104 134H103V136H104ZM106 134H107V136H106ZM243 134V133H242ZM53 135H54V133H53ZM64 135H66V134H64ZM85 135V134H84ZM101 135V134H100ZM122 135V134H121ZM126 136H127V134H125ZM124 135V136H125ZM140 135V134H139ZM97 136V135H96ZM129 137H130V134L128 135ZM127 136V137H128ZM58 137V136H57ZM83 137V136H82ZM92 137H93V135H92ZM98 137V136H97ZM122 137H123V135L121 136V139H122ZM151 137V138H152ZM239 137V136H238ZM237 137V138H238ZM243 137V136H242ZM64 138H66L65 136H64ZM64 138H61V139H63V140H65ZM99 138H100V136H99ZM126 138V137H125ZM157 138V140L159 139L158 137H156ZM241 138V137H240ZM248 138V137H247ZM252 138H254V136H252ZM258 138V137H257ZM261 138H264L263 136L261 137ZM260 138V139H261ZM58 139V138H57ZM60 139V138H59ZM77 139V138H76ZM92 139H95L94 137L92 138ZM120 139V138H119ZM243 139V138H242ZM260 139H258V140H260ZM62 140V141H63ZM70 140V139H69ZM125 140V139H124ZM157 140H156V142L155 143H157ZM264 140V139H263ZM52 141H54V140H52ZM61 141V140H60ZM59 141V142H60ZM67 141H68V139H67ZM72 141H74L73 139H72ZM77 141H78V139H77ZM238 142H240L239 140H237ZM237 141H236V143H237ZM242 141V140H241ZM54 142H56V141H54ZM57 142H58V140H57ZM59 142H58V145H59ZM66 142V141H65ZM69 143H70V141H68ZM94 142V141H93ZM92 142V143H93ZM97 142V141H96ZM117 142V141H116ZM120 142H121V140H120ZM243 142V141H242ZM241 142V143H242ZM246 142V141H245ZM253 142V141H252ZM255 142H256V138H255ZM254 142V143H255ZM100 143V142H99ZM122 143V142H121ZM251 143V142H250ZM249 143V144H250ZM254 143H253V145H254ZM51 144H54L53 142H51ZM62 144V143H61ZM66 144H67V142H66ZM120 144V143H119ZM214 144V145H213ZM226 144V148H225V151H226V149H227V146L228 147H230L229 145H231V144H229V145H227ZM240 144V143H239ZM246 144V143H245ZM248 144V145H249ZM259 144V143H258ZM72 145V144H71ZM180 145V144H179ZM182 145V144H181ZM235 144H233V146H234ZM243 145H244V143H243ZM264 145V144H263ZM111 146V145H110ZM178 146V145H177ZM244 146H246V145H244ZM252 146V145H251ZM255 147L256 146H258V145H254ZM259 146H261V145H259ZM57 147H60V146H56V149H58ZM70 147V145L68 146V149H71V148H69ZM73 147H74V145H73ZM100 148H101V145L99 146ZM115 147H117V146H115ZM121 147V146H120ZM192 147V146H191ZM237 147H239V146H237ZM241 147V146H240ZM243 147V146H242ZM250 147V146H249ZM47 148V147H46ZM65 148H67V146L65 147ZM104 148V147H103ZM179 149V147H176V149ZM184 148V149H185ZM190 148V147H189ZM231 148L232 147H230V150H231ZM234 148V147H233ZM236 148V147H235ZM257 148V147H256ZM262 148H263V146H262ZM68 149H66V153H67V150ZM73 149V148H72ZM71 149V150H72ZM75 149V148H74ZM111 149V148H110ZM116 149V151H118L117 150V148H115ZM181 149V148H180ZM239 149H242V148H239ZM45 150V149H44ZM54 150V149H53ZM61 150V149H60ZM60 150H58V151H60ZM63 150V149H62ZM61 150V151H62ZM112 150V149H111ZM183 150V149H182ZM182 150H180L181 152H182ZM186 150V149H185ZM188 150H190V149H188ZM194 150V149H193ZM251 150H252V148H251ZM251 150H249L250 152H251ZM10 151V150H9ZM64 151V150H63ZM70 151V150H69ZM72 151H74V150H72ZM195 151V150H194ZM232 151V150H231ZM242 151V150H241ZM245 151V150H244ZM243 151V152H244ZM255 152H257L256 150H254ZM263 150H261V152H262ZM11 152H12V150H11ZM53 152V151H52ZM81 152V151H80ZM102 152H103V150H102ZM101 152V153H102ZM110 152H112L113 153V151H110ZM191 152V151H190ZM223 152V151H222ZM227 152V151H226ZM246 152V151H245ZM49 153V152H48ZM59 153V152H58ZM61 153V152H60ZM75 153H77V151L75 152ZM82 153V152H81ZM85 153H86V151H85ZM104 153V152H103ZM194 154L193 155H195L196 156V154H195V152H193ZM202 153V152H201ZM200 152H199V154H201ZM211 153V152H210ZM224 153V152H223ZM249 152H247V154H248ZM258 153V152H257ZM256 153V154H257ZM11 154H14V152L13 153H11ZM54 154H56V152H54L53 153V155ZM80 154V153H79ZM105 154V153H104ZM114 154V153H113ZM112 154V155H113ZM117 153H115L114 155H116ZM187 154H188V152H187ZM221 154V153H220ZM219 154V155H220ZM225 154V153H224ZM246 154V155H247ZM250 154V153H249ZM52 155V156H53ZM63 155V154H62ZM65 155V154H64ZM63 155V156H64ZM67 155V154H66ZM69 155V154H68ZM81 155V154H80ZM84 155H86V154H84ZM113 155V156H114ZM190 155H191V153H190ZM198 155V154H197ZM218 154H215V159L214 160H221L222 158H221V156H219ZM228 155H229V153H228ZM255 155V154H254ZM262 155V154H261ZM41 156V155H40ZM44 156H45V154H44ZM50 156V155H49ZM54 156H57V155H54ZM82 156V155H81ZM100 156H101V154H100ZM104 156V155H103ZM183 156H184V160H183ZM199 156V155H198ZM224 156V155H223ZM222 156V157H223ZM243 156H244V154L242 155V158H243ZM252 157H253V154L251 155ZM251 156H249V157H251ZM11 157H13L12 155H11ZM46 157H47V155H46ZM51 157V156H50ZM58 157V156H57ZM72 157V156H71ZM197 157V156H196ZM201 157H202V155H201ZM245 157V156H244ZM248 157V156H247ZM251 157V158H252ZM260 157V156H259ZM262 157V156H261ZM264 157V156H263ZM79 158V157H78ZM116 158V157H115ZM192 158V157H191ZM200 158V157H199ZM212 158H213V155H212V157H211V160H212ZM257 155H256V160H257ZM43 159H45L44 157L42 158L41 157V160H43ZM47 159V158H46ZM52 159V158H51ZM101 159V158H100ZM113 159V158H112ZM189 159V158H188ZM193 159H195L194 157H193ZM241 159V156H239V150H233V152H232V155H231V157H229L228 159H224V164H221V166H220V172L219 173H221L222 175H228V174H225V173H227L226 172V170H225V167L227 166V165H234V166H236V164L238 165V162H239V160ZM247 160H249L248 158H246ZM255 159H253L254 161H255ZM38 160V159H37ZM48 160V159H47ZM53 160V159H52ZM55 160H56V158H55ZM72 160V159H71ZM79 160H80V158H79ZM85 160V159H84ZM83 160V161H84ZM190 160V159H189ZM198 160V159H197ZM202 159L200 158V161H201ZM260 160H262L261 162H260ZM260 160L258 161V162H255V163H257L258 164V166L256 167V169H251L252 167H249V166H251V165H249V163L250 162H252V161H248L249 163H248V167L251 169L250 171H252L253 172V170L255 171V170H258V169H260V167H263L264 166V158H260ZM75 161V160H74ZM82 161V160H81ZM111 161V160H110ZM191 161V160H190ZM189 161V162H190ZM213 161V160H212ZM221 161H223V160H221ZM241 161V160H240ZM245 161V160H244ZM243 161V159H242V162H244ZM33 162V161H32ZM40 162V161H39ZM39 162H38V165L37 166H39ZM187 162V161H186ZM185 162V163H186ZM198 163H199V161H197ZM196 162V163H197ZM220 162V161H219ZM241 162V163H242ZM36 163V162H35ZM45 163V162H44ZM48 163V162H47ZM204 163V162H203ZM42 164H43V162H42ZM42 164H40V165H42ZM49 164V163H48ZM189 164V163H188ZM187 164V165H188ZM240 164V163H239ZM243 164V163H242ZM32 165H33V163H32ZM35 165V164H34ZM47 165V164H46ZM49 165H51V164H49ZM54 165V164H53ZM191 165V164H190ZM200 165V164H199ZM201 165H203V164H201ZM217 165V164H216ZM195 166V165H194ZM197 166V165H196ZM208 166V165H207ZM219 166V165H218ZM242 166V165H241ZM254 166V165H253ZM40 167V166H39ZM38 167V168H39ZM47 167H49L48 165L46 166V168ZM188 167V166H187ZM240 167V166H239ZM245 166H243V168H244ZM255 167V166H254ZM24 168V167H23ZM22 168V166H21V169H23ZM42 168V167H41ZM45 168V167H44ZM43 168V169H44ZM45 168V169H46ZM56 169V167H52V169ZM190 168H192V167H190ZM207 168V167H206ZM205 168V169H206ZM228 168V167H227ZM232 168V167H231ZM238 167L236 166V169H237ZM247 168V167H246ZM17 169V168H16ZM15 169V170H16ZM26 169H27V165H26ZM26 169H24V170H26ZM36 169V168H35ZM51 169V170H52ZM201 169V168H200ZM204 169V170H205ZM235 169V168H234ZM235 169V170H236ZM245 169V168H244ZM38 170V169H37ZM48 170H49V168H48ZM203 170V169H202ZM238 170H240L241 171V169H238ZM246 170H248V169H246ZM263 170V169H262ZM5 171V170H4ZM12 171V170H11ZM231 171V170H230ZM233 171V170H232ZM231 171V172H232ZM245 171V170H244ZM264 171V170H263ZM7 172V171H6ZM19 172H20V169H19ZM40 173H41V171H39ZM42 172H44V170L42 171ZM45 172H47L46 170H45ZM218 172V171H217ZM229 172V171H228ZM238 172V171H237ZM248 172H249V170H248ZM251 172V174L252 175H254L253 173ZM262 172V171H261ZM5 173V172H4ZM10 173V172H9ZM16 173V172H15ZM235 173V172H234ZM242 173H244V172H242ZM246 173V172H245ZM245 173H244V175H243V177L245 176ZM257 173V172H256ZM255 173V174H256ZM258 173H260V171L258 172ZM18 174V173H17ZM46 174V173H45ZM52 174V173H51ZM220 174V175H221ZM232 174V173H231ZM237 175H238V173H236ZM249 174V173H248ZM261 174V173H260ZM263 174V173H262ZM43 175V174H42ZM221 175V176H222ZM236 175V176H237ZM240 175H242L241 174V172H240ZM247 175V174H246ZM9 176V175H8ZM43 176H45L46 177V175H43ZM200 176H202V175H200ZM231 177H232V175H230ZM234 176V175H233ZM258 176V175H257ZM6 177H7V175H6ZM223 177V176H222ZM240 177H242V176H240ZM252 177V176H251ZM254 177H255V175H254ZM253 177V178H254ZM262 177H264V176H262ZM261 177V178H262ZM93 178V177H92ZM198 178V177H197ZM196 178V179H197ZM229 178V177H228ZM227 178V179H228ZM233 178H235V176L233 177ZM259 178H260V176H259ZM259 178H258V180H259ZM260 178V179H261ZM96 179H99L98 177L97 178H95V180ZM110 179V178H109ZM199 179V178H198ZM197 179V180H198ZM245 179V178H244ZM247 179H248V177H247ZM257 179V178H256ZM33 180H37V179H33ZM94 180V179H93ZM92 180V181H93ZM107 180H108V178H107ZM224 180V179H223ZM229 180V179H228ZM233 180V179H232ZM241 180L243 181V179L241 178ZM254 180V179H253ZM257 180V181H258ZM262 180V179H261ZM264 180V179H263ZM38 181V180H37ZM56 181H58V180H56ZM55 181V182H56ZM91 181V182H92ZM101 181H104V178H103V180H101ZM101 181H100V186H101ZM108 181H110V180H108ZM108 181H106V182H108ZM111 181H113V179L111 178ZM120 180H118V181H116V182H119ZM199 181V180H198ZM202 182L204 181V179H202L201 180ZM201 181L199 182V183H201ZM225 181V180H224ZM227 181V180H226ZM230 181H231V179H230ZM235 181V180H234ZM246 181V180H245ZM248 181V180H247ZM249 181H250V179H249ZM44 182V181H43ZM96 182V181H95ZM94 182V183H95ZM105 182V181H104ZM105 182V183H106ZM197 182V181H196ZM206 182V181H205ZM204 182V183H205ZM232 182V181H231ZM239 181H237V183H238ZM39 183H41V182H39ZM58 183H60V182H58ZM62 184H63V182H61ZM94 183H93V186H91V188L92 187H94ZM97 183V182H96ZM193 183V182H192ZM198 183V182H197ZM207 183V182H206ZM230 183V182H229ZM236 183V184H237ZM240 183V182H239ZM246 183V182H245ZM245 183H244V185H245ZM251 183V182H250ZM42 184V183H41ZM90 184H92V183H90ZM108 184V183H107ZM111 184V183H110ZM109 184V185H110ZM112 184H114V182L112 183ZM119 184V183H118ZM143 184H145V181H144V183ZM193 184H196L195 182L193 183ZM193 184H192V186H193ZM221 184V183H220ZM222 184H224V183H222ZM222 184H221V186H222ZM227 184V183H226ZM260 184V183H259ZM262 184V183H261ZM52 185H54V184H52ZM57 185V184H56ZM60 185V184H59ZM64 185L65 186H67L68 187V185H66L65 183H64ZM64 185H62L63 186V188H64ZM98 185V186H99ZM114 185H116V184H114ZM113 185V186H114ZM199 185V184H198ZM197 185V186H198ZM201 185V184H200ZM207 185V184H206ZM234 185H235V183H234ZM249 185V184H248ZM247 184H246V186H248ZM251 185V184H250ZM254 185V184H253ZM256 185V184H255ZM44 186H47V185H45V182H44ZM49 186H50V184H49ZM48 186V187H49ZM61 186V187H62ZM96 187H98L97 185H95ZM117 186V185H116ZM201 186H203V184L201 185ZM225 186H227V185H225ZM229 186H231L230 184H229ZM232 186H233V184H232ZM236 187H237V185H235ZM239 186H240V189H241V187H243L241 184H239ZM245 186V187H246ZM264 186V184L262 185V187ZM54 187H56V186H54ZM66 187V188H67ZM75 188H76V186H74ZM87 187V186H86ZM95 187V188H96ZM117 187H119V186H117ZM145 187V186H144ZM195 187V186H194ZM204 187V186H203ZM206 187H208V185L206 186ZM234 187V186H233ZM79 188V187H78ZM82 187H80V189H81ZM99 188V187H98ZM101 188V187H100ZM115 188V187H114ZM113 188V189H114ZM190 188V187H189ZM210 188V187H209ZM213 188H215L216 189V187H212V189ZM222 188V187H221ZM225 188H227V187H225ZM224 188V192H225V190L227 191L228 189H225ZM229 188V187H228ZM239 188V187H238ZM255 188V187H254ZM259 188H260V186H259ZM50 189V188H49ZM56 189H58L57 187H56ZM60 189V188H59ZM74 189V188H73ZM82 189H84V188H82ZM81 189V190H82ZM104 189V187L103 188H101L100 189V193H101V190H103ZM111 189H112V187H111ZM113 189H112V191H113ZM119 189V188H118ZM200 189H201V187H200ZM223 189V188H222ZM231 189V188H230ZM235 189V188H234ZM244 189V188H243ZM242 189V190H243ZM246 189V188H245ZM244 189V190H245ZM250 189H251V187H250ZM45 190H47V189H45ZM44 190V191H45ZM54 190V189H53ZM65 190V189H64ZM63 190V191H64ZM70 190V189H69ZM75 190H77V189H75ZM86 190V189H85ZM99 190V189H98ZM105 190V189H104ZM109 190V192H110V189H108ZM107 190V191H108ZM115 190V189H114ZM117 190V189H116ZM115 190V191H116ZM121 190V189H120ZM202 190V189H201ZM200 190V191H201ZM214 190V189H213ZM219 190V189H218ZM233 190V189H232ZM255 190V189H254ZM263 190H264V188H263ZM49 191V190H48ZM62 190H60V192H61ZM71 191H74V190H71ZM87 191H90V190H87ZM86 191V192H87ZM111 191V192H112ZM189 191H190V189H189ZM191 191H193V190H191ZM212 191V190H211ZM215 191V190H214ZM214 191L212 192V193H214ZM222 191V190H221ZM220 191V192H221ZM235 191H237V190H234V192ZM246 191H248L247 189H246ZM262 191V190H261ZM261 191H259V192H261ZM16 192V191H15ZM46 192V194H48L47 193V191H45ZM57 192H58V190L56 191V194H57ZM60 192H58V193H60ZM65 192V194H67V193H69V191L68 192H66V191H64ZM77 192V191H76ZM109 192L107 193L106 191H103V193H104V197L105 198H107V195L109 194ZM194 192V191H193ZM192 192V193H193ZM216 192V191H215ZM219 192V191H218ZM219 192V193H220ZM232 192V191H231ZM233 192V193H234ZM238 192H240V190L238 191ZM245 192V191H244ZM243 192V193H244ZM250 192H253V191H250ZM246 193L247 195L245 196L246 197V203L247 204H252V209L249 211V213L248 212H244V217L245 218H242V215H243V213L241 212L240 214H239V212L238 211H236V212H238V214H237V216L235 215L236 214V212H234L235 211V207H236V205L238 204V203H236V205L234 206V208L235 209H230V208H228V209H230L229 211H227V212H224V213H221L220 211H219V213H221V214H218V215H215V216H221L222 214L224 215L222 218H221V220H219L220 218H217V219H213V217L212 218H209L208 219V221H206V225H208L207 227H209L208 228V230L209 229H214V234L210 237V238H208L207 240H204L203 242H204V244L206 245V247H208V248H210L211 246H213V248H212V251L210 252V253H218V251H219V253H221V251H220V246H222V245H220V242H222L221 241V237L223 236V235H225V241H226V245H227V249H226V252L225 253H231V252H233V250L236 248V249H238V247L241 245V244H248L249 245V247H250V253H253L254 252V249L256 248L257 249V251H259V250H263L264 251V214L262 213L263 211H261V207H259V205H258V198L257 199H255L254 198V196L252 197V195H249V194H251V193ZM49 193H51V191L49 192ZM63 193V192H62ZM79 193V192H78ZM81 193V192H80ZM85 193V192H84ZM96 193H98L97 192V190H96ZM122 193V192H121ZM121 193L119 194L120 196H121ZM198 193V192H197ZM230 193V192H229ZM257 193V192H256ZM71 194V193H70ZM74 194V193H73ZM72 194V195H73ZM94 194H95V192H94ZM112 194V193H111ZM111 194L109 195L110 197H112L111 196ZM225 194V193H224ZM224 194H223V192H222V195L224 196ZM232 194V193H231ZM234 194H236V193H234ZM238 194V193H237ZM240 194V193H239ZM252 194H254V193H252ZM259 194V193H258ZM45 195V194H44ZM53 196H54V194H52ZM59 195V194H58ZM57 195V196H58ZM61 195H63V194H61ZM103 195V194H102ZM113 195H114V193H113ZM116 195H118V194H116ZM118 195V196H119ZM193 195H195V193L194 194H192V196ZM198 195V194H197ZM200 195V194H199ZM209 195V194H208ZM215 195V194H214ZM218 195V194H217ZM227 195V194H226ZM244 195V194H243ZM242 195V196H243ZM261 195H262V193H261ZM50 196H51V194H50ZM65 196V195H64ZM63 196V197H64ZM68 196V195H67ZM66 196V197H67ZM76 196V195H75ZM91 196V195H90ZM95 196V195H94ZM201 196V195H200ZM238 196V195H237ZM241 196V195H240ZM256 196V195H255ZM44 197V196H43ZM42 197V198H43ZM48 197L49 196H45L44 198H47L48 199ZM54 197H56V196H54ZM59 197V196H58ZM71 197V196H70ZM69 197V198H70ZM73 197V196H72ZM79 197H81L80 195H79ZM84 197H86L85 195H84ZM89 197V196H88ZM110 197H109V199H110ZM116 197V196H115ZM114 197V198H115ZM199 196H197V198H198ZM218 197V196H217ZM217 197H215V198H217ZM228 197V196H227ZM257 197V196H256ZM57 198V197H56ZM77 198V197H76ZM91 198H93V197H90V199ZM95 198V197H94ZM99 198V197H98ZM199 198H202V197H199ZM212 198H214V197H212ZM214 198V199H215ZM221 198V200H222V197H220ZM226 198V197H225ZM230 198V197H229ZM232 198V197H231ZM237 198V197H236ZM243 199H244V201H245V198L244 197H242ZM262 199L264 198V197H261ZM73 199V198H72ZM78 199V198H77ZM88 199V198H87ZM89 199V200H90ZM194 199H196V198H194ZM218 199V198H217ZM228 199V198H227ZM239 199V198H238ZM48 200H51V201H53V199H48ZM81 200H82V198H81ZM80 200V201H81ZM86 200V199H85ZM89 200H88V202H89ZM99 200V199H98ZM202 200V199H201ZM232 200H234V199H232ZM232 200H227V201H232ZM240 200H241V198H240ZM43 201H45L44 199H43ZM56 201H58V200H56ZM73 201H75V199H73ZM101 201V200H100ZM200 201V200H199ZM218 201V200H217ZM37 202H39V201H37ZM58 202H60V201H58ZM63 202V201H62ZM72 202V201H71ZM70 202V203H71ZM78 202V201H77ZM83 202V201H82ZM86 202V201H85ZM93 202V201H92ZM96 202V201H95ZM221 201H219V203H220ZM235 202V201H234ZM233 202V203H234ZM240 202V201H239ZM242 202V201H241ZM261 202V201H260ZM263 202V201H262ZM7 203V202H6ZM42 203H44V202H42ZM68 203V202H67ZM89 203H91V201L89 202ZM89 203H87V204H89ZM201 203V202H200ZM215 203V202H214ZM34 204V203H33ZM39 204V203H38ZM41 204V203H40ZM48 205H49V201H48V203H47ZM69 204V203H68ZM71 204H73V203H71ZM86 204V203H85ZM226 204V203H225ZM6 205V204H5ZM7 205H9V204H7ZM51 205V204H50ZM53 205V204H52ZM81 205V204H80ZM94 205V204H93ZM95 205H97V204H95ZM98 205H99V201H98ZM202 205V206H201ZM201 207H203V203H201ZM214 205H216V204H214ZM222 205V204H221ZM234 205V204H233ZM263 205V204H262ZM34 206V205H33ZM35 206H38L37 204H36V201H35ZM47 206V205H46ZM66 206H67V204H66ZM75 206H76V204H75ZM83 206H84V204H83ZM87 206V205H86ZM90 206V205H89ZM198 206H199V204H198ZM199 206V207H200ZM206 206V205H205ZM220 206V205H219ZM232 206V205H231ZM241 206H242V204H241ZM243 206H245V204L243 205ZM251 206V205H250ZM249 206V207H250ZM8 207V206H7ZM10 207V206H9ZM32 207V206H31ZM52 207V206H51ZM57 207H58V205H57ZM65 207V206H64ZM67 207H70V205H68ZM78 207H80L79 206V204H78ZM78 207H77V209L76 210H78ZM94 208H95V206H93ZM93 207L91 208L92 210H93ZM200 207V208H201ZM217 207V206H216ZM230 207V206H229ZM263 207V206H262ZM3 208V207H2ZM11 208V207H10ZM35 208V207H34ZM54 208H56V207H54ZM73 208V207H72ZM88 207H86V209H87ZM97 208V207H96ZM196 208H198L197 206H196ZM205 208V207H204ZM213 208V207H212ZM242 207H240L239 205H238V207H237V210H243V209H241ZM5 209V211H6V207L4 208ZM8 209V208H7ZM65 209V208H64ZM63 209V210H64ZM82 209V208H81ZM86 209H84V210H86ZM199 209V208H198ZM216 209V208H215ZM214 209V210H215ZM61 210H62V208H61ZM60 210V211H61ZM66 210V209H65ZM75 210V209H74ZM73 209H67L66 211H64V213L61 215V216H63V215H73L72 213H74V212H76V211H74ZM91 210V211H92ZM217 210V209H216ZM244 210H245V207H244ZM56 211H57V209H56ZM82 211V210H81ZM81 211H79V213H81V215H82V212ZM198 212H199V210H197ZM202 211V210H201ZM246 211V210H245ZM248 211V210H247ZM2 212H4V211H2ZM9 212H10V209H9ZM62 212V211H61ZM78 212V211H77ZM214 212V211H213ZM17 213V212H16ZM15 213V214H16ZM58 213V212H57ZM60 213V212H59ZM78 213V215H80ZM84 213V212H83ZM211 213V212H210ZM209 213V214H210ZM216 213V212H215ZM214 213V214H215ZM85 214V213H84ZM87 214V213H86ZM89 214V213H88ZM87 214V215H88ZM200 214H202V212L200 213ZM8 216H9V214H7ZM70 215V216H71ZM77 215V214H76ZM87 215H86V217H87ZM92 214L90 213V216H91ZM112 215V214H111ZM213 215V214H212ZM10 216H11V214H10ZM58 216H60V215H58ZM66 216V217H67ZM69 216V217H70ZM82 216H84V215H82ZM82 216L80 217V216H78V217H80V219L82 218ZM72 217H74V216H72ZM77 217V218H78ZM109 217V216H108ZM65 218V217H64ZM64 218H62L63 219V221H64ZM71 218V217H70ZM75 218H76V216H75ZM113 218V217H112ZM114 218H115V215H114ZM260 218H262L263 219V221H261V222H258L257 220H259ZM59 219H60V217H59ZM62 219H60V220H62ZM66 219V218H65ZM72 219V218H71ZM89 219V218H88ZM187 219V218H186ZM189 219V218H188ZM15 220V219H14ZM14 220H12V222L14 221ZM68 220H70V219H67V222H68ZM73 220H74V218H73ZM82 220V219H81ZM85 220H87V219H85ZM261 220V219H260ZM75 221H76V219H75ZM84 221V220H83ZM83 221H82V223H83ZM184 221H186L187 222V224H189L188 223V221L187 220H185L184 219ZM8 222H9V220H8ZM59 222H61L62 223V221H59ZM76 222H78V221H76ZM79 222L81 223V221L79 220ZM79 222L77 223V224H79ZM87 222H88V220H87ZM6 223V222H5ZM10 223V222H9ZM89 223V222H88ZM6 224H8V223H6ZM23 224V223H22ZM21 224V225H22ZM25 224V223H24ZM67 224V223H66ZM70 224V223H69ZM183 225H184V223H182ZM64 225V224H63ZM72 225H76L75 223H72L71 224V227H72ZM81 224H79V226H80ZM85 225V224H84ZM89 225H91V224H89ZM88 225V226H89ZM256 225H258V226H260L261 228H260V230H258V234H256L254 231H253V229H254V226L256 227ZM11 226V225H10ZM65 226H67V225H65ZM187 226V225H186ZM22 227V226H21ZM24 227V226H23ZM64 227V226H63ZM87 227V226H86ZM180 228L182 227V226H179ZM206 227V228H207ZM27 228H29V227H27ZM46 228V227H45ZM69 227H67L66 229H68ZM74 228V227H73ZM80 228H82V227H79V228H76V230H75V232H71V234L69 233V235H68V238H69V240L70 241H73V242H77L76 240L78 239V236H76V234L77 235H82L83 233L85 234V236L86 237H90L89 235H92L93 234V232H94V230L92 229V230H87V229H80ZM84 228V227H83ZM89 228V227H88ZM26 229V228H25ZM25 229H24V231H25ZM33 229V228H32ZM47 229V228H46ZM66 229H65V231H66ZM36 230V229H35ZM35 230H31L32 231V234H34V233H38V230L36 231V232H34ZM70 231L71 230H73V229H69ZM69 230H67V231H69ZM23 231V232H24ZM47 231V230H46ZM69 231V232H70ZM81 231L83 232V233H81ZM188 231V230H187ZM212 231V230H211ZM22 232V231H21ZM28 232V231H27ZM29 232H30V229H29ZM43 232V231H42ZM45 232V231H44ZM179 232H180V230H179ZM189 232V231H188ZM25 233V232H24ZM23 233V234H24ZM40 233V232H39ZM45 233H47V232H45ZM68 233V232H67ZM180 233H182V232H180ZM26 234V236H27V233H25ZM29 234V236H30V233H28ZM184 234V233H183ZM189 234V233H188ZM242 234H245V235H242ZM249 235L250 237H248L247 235ZM256 234V235H255ZM22 235V234H21ZM21 235H20V238H21ZM38 235H40V234H38ZM47 235V234H46ZM243 237H242V236ZM26 236H25V238H26ZM32 236V235H31ZM41 236V235H40ZM175 236H176V234H175ZM183 236L184 235H182V237L180 238V240H181V252L182 251H186V252H190L191 250H192V248H197V247H199V245H198V238L195 240V241H193V242H191L190 240H191V238H190V240H185V239H188L189 237L187 236V238H185V239H183ZM192 236V235H191ZM22 237H23V241L22 242H20L21 244H19V245H24L23 246V250L22 251H27L26 253H23L22 254V256L25 258V259H30V260H33V259H35V253H41V255H42V251L41 250H47V248L50 246L49 245V241H45L44 239L43 240H40L41 238H43V237H37V238H33V236H32V238H33V242L31 243V242H29V244H26V241H24V235H22ZM199 237H200V235H199ZM173 239H174V235H173V237H172ZM22 239V238H21ZM46 239V238H45ZM26 240H27V238H26ZM28 240H29V238H28ZM30 241V240H29ZM31 241H32V239H31ZM224 241V242H225ZM223 242V243H224ZM233 248V250L232 249H230V248ZM207 248V249H208ZM232 250V251H230V250ZM163 250V249H162ZM223 250H225V249H223ZM230 252H229V251ZM237 251V250H236ZM181 252H178V253H181ZM49 253V252H48ZM164 253V252H163ZM169 253V252H168ZM171 253H177V252H174V251H172ZM235 253H237V252H235ZM238 253H239V251H238ZM39 255L37 254V257H38ZM220 256H221V254H220ZM214 257H216V256H214ZM40 258V257H39ZM38 258V259H39ZM217 258V257H216ZM218 259H220L219 257H218ZM218 259H217V261H218ZM42 260V259H41ZM35 261V260H34ZM33 261V262H34ZM44 261V260H43ZM219 262V261H218ZM217 262V264H219ZM221 262V261H220ZM42 264H43V262H41ZM255 263H257V262H255ZM40 264V263H39ZM223 264V263H222Z\"/></svg>",
  "mask_w": 264,
  "mask_h": 264
}]
</instances>
